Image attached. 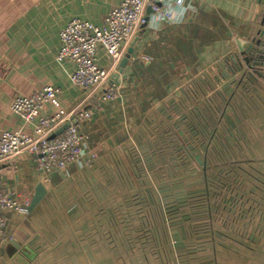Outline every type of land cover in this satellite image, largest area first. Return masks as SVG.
<instances>
[{"label":"crops","instance_id":"obj_1","mask_svg":"<svg viewBox=\"0 0 264 264\" xmlns=\"http://www.w3.org/2000/svg\"><path fill=\"white\" fill-rule=\"evenodd\" d=\"M122 1L0 0V136L35 134L38 121H24L12 105L17 97L49 86L61 89L63 109L78 106L92 114L81 125L87 136L83 156L67 169L45 172L29 155L2 163L5 193L32 201L41 184L47 193L27 215L5 213L0 264H111L116 258L110 251H117V264H176L169 253L173 247L181 248L180 264H264V0H192L194 12L181 23L151 17L153 23L133 39L126 67L121 71L119 66L114 77L117 99L101 103L72 84L73 61H58L61 33L73 19L105 29L107 17ZM243 51L251 66L218 69L219 62L226 68L243 59ZM99 59L110 68L111 59L101 48ZM191 80L197 81L199 103L213 95L220 108L219 125L218 120L214 124L219 143L215 138L212 152L204 142L201 156L213 154L209 166L222 169L218 161L231 154L238 161L244 158L249 171L261 173L260 197L254 194L258 190L249 197L261 210L246 219L235 212L217 217L234 216L245 223L241 231L234 222L233 232L218 228L216 218L203 213L196 231L170 227L168 215L164 222L156 211L160 199L141 194L154 188L153 174L144 181L126 177L133 160L142 166L139 156L156 150L152 141L157 134H173L159 126L172 121L170 106L187 103ZM225 86L229 97L221 93ZM56 112L47 103L40 115ZM179 113L177 119L183 120ZM142 252L157 255L135 259Z\"/></svg>","mask_w":264,"mask_h":264},{"label":"built area","instance_id":"obj_2","mask_svg":"<svg viewBox=\"0 0 264 264\" xmlns=\"http://www.w3.org/2000/svg\"><path fill=\"white\" fill-rule=\"evenodd\" d=\"M147 9L152 16H147ZM193 12L192 0H123L107 17L105 29L82 19L70 21L61 33L58 61L71 60L76 64L71 82L82 89L87 98L96 97L101 103L113 102L119 93L114 77L120 63L140 30L153 23L151 17L181 23ZM100 48L111 59L110 68L101 66ZM60 94L61 89L49 86L32 96L15 99L12 110L24 121L37 120L38 124L33 136L22 132H5L0 136V168L3 162L19 155L33 157L45 172L65 170L82 158L87 136L81 125L92 114L78 106L63 109ZM47 103L57 112L44 117L40 114ZM64 126L67 128L63 133L53 137ZM30 204L29 199L20 201L5 193L0 184V233L6 225V212L13 210L27 215Z\"/></svg>","mask_w":264,"mask_h":264},{"label":"rangeland","instance_id":"obj_3","mask_svg":"<svg viewBox=\"0 0 264 264\" xmlns=\"http://www.w3.org/2000/svg\"><path fill=\"white\" fill-rule=\"evenodd\" d=\"M196 82V80H191L189 85L192 87L196 84ZM191 90H193V88H191ZM196 101L197 100L194 99V96L190 95V98L187 99V103H184L180 107H176L177 105L174 104V107L170 106L168 108L167 113L168 115L172 116V121H169L168 119L166 122L160 124L159 130H161V126L166 125L168 130H172L173 134H157L156 140L154 139L152 141L154 147L156 145V150L152 153H142L139 158L143 165L139 166L137 165V161L133 160L134 163L130 164L131 171L126 173L127 178H130V175H132L134 178L141 180L143 179V181L153 174V179L157 181V183L155 184L154 188L149 189L152 190V192L147 189L146 192L143 191L141 194L156 195L160 199L161 204L157 206L158 209L156 211H160L159 213L163 214V220H166V214L168 215L167 223L170 225V227L181 228L183 226L184 228H188L190 231H196L199 218L198 214L206 210V205L201 202L202 198H204V196H201V194L204 192H200L206 186L203 183V170H210L211 173H208V178L210 177V180L213 181L215 176L216 179H218V176L221 175L222 171H225L224 173L229 172L230 174H233V169H235L234 164L237 163L236 159H233L232 164L229 165H223V161H218L222 164L221 165L218 163L220 166H222V169L220 170L219 166L215 167L216 169H213L214 167L212 165L209 166V164L214 163L213 154H211L209 157L201 156L199 149L202 146V140L199 129H201L202 126L198 124L196 119L193 117H190L191 119L189 121L177 119L180 114L179 112H184L190 115L194 107H196ZM178 121H181L182 123ZM206 128L209 133H215V126L213 122H210ZM216 140L219 143L218 138ZM207 147L208 150L212 151V148H214V142L209 143ZM242 160L245 161L244 158H242ZM143 166H147V172ZM248 167L251 166L248 164ZM250 172L252 171L250 170ZM233 179H235V181L232 182ZM238 180L240 186H242V189H239V186L235 185ZM218 181L226 182H220L221 185L218 187L215 183V185L213 183H208V187L211 191H213V201L211 202V218H216V221L218 222L216 225L218 228H226L227 231L233 232L232 229L234 225L232 224L234 222L241 231V229H244L245 223H241L240 220H233L232 217L234 216L229 215V219L224 218V220L217 219V217L223 212H227V214L235 212L236 214L238 213L237 216L240 218H243L242 214H245V219L247 216L248 218H252L253 214L258 213L257 211H260L261 209L260 204L257 205L256 201H249V197H252L254 194H257L258 197H260L261 188L257 189L258 191L253 194L249 188L250 182L246 181L242 177L228 179L223 178L222 180ZM228 183L233 184V186L230 187L228 191H225L222 189V186ZM252 185L254 184L252 183ZM245 197L248 198L245 200ZM231 200L233 203H231ZM172 205L173 207H171V209L168 208ZM256 220L258 221L259 217L256 218ZM206 221L208 223L211 222L210 219H206ZM256 223L257 222L253 223V227L256 225ZM111 238V240L114 242L113 237ZM180 249L181 248L173 247L169 250L170 255H172V259H174L176 264H180L182 259ZM166 250L168 252V247ZM155 252H142L135 259L139 260L143 258H154L157 255ZM109 254L111 258H116V261L111 264H117V251H110ZM127 254H131L130 258H132L134 255L133 252ZM163 254L166 256L168 255L169 257L168 253L165 254L163 252Z\"/></svg>","mask_w":264,"mask_h":264},{"label":"trees","instance_id":"obj_4","mask_svg":"<svg viewBox=\"0 0 264 264\" xmlns=\"http://www.w3.org/2000/svg\"><path fill=\"white\" fill-rule=\"evenodd\" d=\"M253 50H254V48H253ZM242 55H243L242 56L243 59H237L235 61L234 65H232V64L230 66L228 65V66H226V68H225V64H223V62H221V63L219 62V64H217L218 69L226 72V70L229 68L234 72L235 70L237 71L238 69L242 70L245 66H251L252 65V59H250V58H248V56H246V55H249V53H246L245 51H243ZM206 83H208V82H206ZM192 88H193V90H190V95H193L194 99L197 100L196 101L197 104L195 105L196 107H194L192 112L190 111L191 112L190 115L182 112L181 116L183 117V120H187V121H189L191 119L190 117H193L196 119L197 123L202 126L201 129H199L201 132L202 144L205 142V144L208 145V143H213L215 138H217V137H216V134H214L213 132L209 133L207 131L206 127L210 124V122H213V124L217 123V120H218V125H219V121H220L219 110H220V108H219L218 102L215 101V98L213 95H209L206 98V101L204 102V104L202 102L199 103V101H198V99H199L198 94L199 93L197 92L196 84L193 85ZM228 91H229V88L225 86L221 90V93L225 97H229ZM218 93H220V92H218ZM224 96H223V98H224ZM199 100H201V99H199ZM228 106H229V104H228ZM162 127H164V128H161V129L164 131L165 126L163 125ZM166 130H167V132L168 131L172 132V130H168V129H166ZM234 158H235L234 155H231V154L227 155V157L224 158L223 165L232 164ZM234 166H235V169H233V174H230L229 172L224 173L225 171H222L221 175L218 176V179H216V176H215L213 181L210 180V177L208 178L209 174L211 173L210 170H207V169L203 170V173H202L203 180H204L203 183L206 186L200 192H204L203 194H201V196L202 195L204 196V198H202L201 202H203L206 205V207H205L206 210H204V212H202V213L206 214L207 217L212 216L211 202L213 201V199H212L213 191H211L210 188L208 187V183H213V184L215 183V184H217V187H218L221 185L220 182H226V181H218V180H222L223 178L228 179V178L242 177L246 181L250 182V189H251L252 193H254V191H256L257 189L261 188L260 184L262 182V178H261L260 171H257L254 173L250 172L249 170L246 169V164L244 161H238L237 160V163H235ZM233 181H235V179H233L232 182ZM252 183L254 185H252ZM235 185L236 186L238 185L239 189H242V186H240L239 180L237 181V183ZM232 186H233V184H230V183L224 184L222 186V189H224L225 191H228V189ZM171 207H173V205L169 206L168 208L171 209ZM210 226L213 227V225H210Z\"/></svg>","mask_w":264,"mask_h":264},{"label":"water","instance_id":"obj_5","mask_svg":"<svg viewBox=\"0 0 264 264\" xmlns=\"http://www.w3.org/2000/svg\"><path fill=\"white\" fill-rule=\"evenodd\" d=\"M149 11H151L150 9H148ZM138 39H136L137 41ZM135 41V42H136ZM134 45L133 44L129 50H128V53L126 55V57L121 61L120 63V68H121V71H123V69L126 67L127 63L129 62V59L131 58L133 52H134ZM250 48H253L250 47ZM67 128V126H64L63 128H61L53 137L57 136V135H60L61 133H63V131ZM47 193V190L46 188L41 184L37 187L36 189V193L31 201V204L29 206V211L32 212L36 207L37 205L41 202V200L44 198L45 194Z\"/></svg>","mask_w":264,"mask_h":264}]
</instances>
